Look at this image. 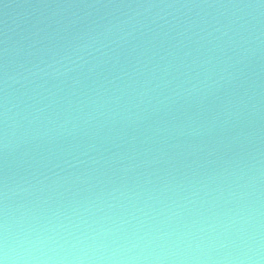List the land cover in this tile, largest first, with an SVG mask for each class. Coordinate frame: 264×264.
Here are the masks:
<instances>
[{
    "label": "water",
    "instance_id": "1",
    "mask_svg": "<svg viewBox=\"0 0 264 264\" xmlns=\"http://www.w3.org/2000/svg\"><path fill=\"white\" fill-rule=\"evenodd\" d=\"M0 249L264 264V0H0Z\"/></svg>",
    "mask_w": 264,
    "mask_h": 264
},
{
    "label": "clouds",
    "instance_id": "2",
    "mask_svg": "<svg viewBox=\"0 0 264 264\" xmlns=\"http://www.w3.org/2000/svg\"><path fill=\"white\" fill-rule=\"evenodd\" d=\"M0 264H15V258L9 259V252L7 249H0Z\"/></svg>",
    "mask_w": 264,
    "mask_h": 264
}]
</instances>
